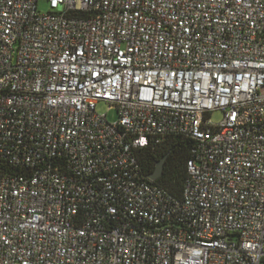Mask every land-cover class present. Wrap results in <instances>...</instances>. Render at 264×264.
I'll return each instance as SVG.
<instances>
[{
	"label": "built area",
	"instance_id": "2783aa9c",
	"mask_svg": "<svg viewBox=\"0 0 264 264\" xmlns=\"http://www.w3.org/2000/svg\"><path fill=\"white\" fill-rule=\"evenodd\" d=\"M39 1L0 0V264H264V0Z\"/></svg>",
	"mask_w": 264,
	"mask_h": 264
},
{
	"label": "trees",
	"instance_id": "16d2710c",
	"mask_svg": "<svg viewBox=\"0 0 264 264\" xmlns=\"http://www.w3.org/2000/svg\"><path fill=\"white\" fill-rule=\"evenodd\" d=\"M193 141L180 136H171L158 144L139 151L138 159L146 175H151L156 164L166 156L162 176L154 181L156 185L173 196L180 197L185 184L186 162Z\"/></svg>",
	"mask_w": 264,
	"mask_h": 264
},
{
	"label": "rangeland",
	"instance_id": "374dc122",
	"mask_svg": "<svg viewBox=\"0 0 264 264\" xmlns=\"http://www.w3.org/2000/svg\"><path fill=\"white\" fill-rule=\"evenodd\" d=\"M38 11L40 13H46L49 11V7L44 0H40L38 2ZM96 112L102 115H106L109 122H115L117 119L116 112L108 110V105L103 102H100L96 106ZM222 116L223 114L221 111H214L210 114V120L213 124H217L222 120Z\"/></svg>",
	"mask_w": 264,
	"mask_h": 264
},
{
	"label": "water",
	"instance_id": "95a60500",
	"mask_svg": "<svg viewBox=\"0 0 264 264\" xmlns=\"http://www.w3.org/2000/svg\"><path fill=\"white\" fill-rule=\"evenodd\" d=\"M166 159V156H164L157 164H156V168L154 170V172L148 176V178L151 181H156L157 179H159L162 176V171H163V164L164 161Z\"/></svg>",
	"mask_w": 264,
	"mask_h": 264
}]
</instances>
